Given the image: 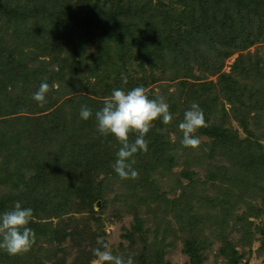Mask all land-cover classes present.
<instances>
[{"label":"trees","instance_id":"16d2710c","mask_svg":"<svg viewBox=\"0 0 264 264\" xmlns=\"http://www.w3.org/2000/svg\"><path fill=\"white\" fill-rule=\"evenodd\" d=\"M11 1L0 0V213L10 210L16 201L33 209L29 226L36 234V243L22 256H9L0 250V264H90L92 249L98 246L96 236L104 234L94 204L111 184L119 182L126 188L120 193L124 199L129 196L139 202L138 206L144 201L149 204L151 197L158 202L155 210L147 205L151 209L148 213H154V222H163L164 218L157 217L171 211L177 226L166 221L163 234L176 238L178 229L184 230L188 234L183 243L189 256L187 264H201L208 245L206 238L194 233L198 214L189 208L196 205L186 197H192L196 189L192 171H182L189 181L185 185L179 182V194L167 185V190L177 195L173 199L166 198L167 191H159L161 184L156 183L159 177L154 172L163 167L160 170L168 173L164 158L173 159L177 145L188 149L181 144L180 130L175 141L168 133L176 129L175 123L183 120L191 104L197 103L207 123L197 133L208 136L214 147L230 150L235 156L247 155L264 173L261 145L249 137L239 138L225 120H218L227 112L216 102L218 93L230 104L237 102L238 106L231 105L230 110L241 115L240 125L252 133L247 129L249 112L242 115L241 105L249 101L250 109L258 114L264 111V58L240 53L232 72L242 82L229 73L219 74L218 84L200 82L194 72L218 73L225 56L264 42V0H173L168 5L161 0L142 4L131 0L124 4L118 0H80L77 4L72 0H28L16 6H11ZM139 71L142 76H135ZM178 77L172 92L164 87L169 85L158 86L172 116L179 112L180 120L173 116L167 125L159 119L154 121L146 136L148 153L135 156L138 178L121 180L114 171L120 145L112 135L99 134L95 112L115 88L147 89L151 81ZM125 78L127 84L123 83ZM42 82L57 85L47 95L42 111H49L43 114L34 111L37 102L33 98H13L10 103L2 100L16 88L18 93L34 94ZM147 91L150 99L158 97ZM81 105L93 111L87 121L79 116ZM20 112L27 114L13 116ZM131 139L134 141L135 135ZM243 165L232 160L230 166L216 165L214 176L220 170L226 178H234L245 171ZM227 209L222 203L215 212L227 214ZM64 213L80 216L63 218ZM82 214L93 220L95 229L83 221ZM219 214L214 215L218 226L226 220ZM132 220L131 243L135 232H143L147 219L135 213ZM68 237L76 246L70 261L67 259L72 253L64 244ZM162 248L157 250L160 257ZM148 249L145 241L138 248L139 263L159 264L153 262ZM133 260L138 263L137 254ZM228 261L237 264L236 251Z\"/></svg>","mask_w":264,"mask_h":264},{"label":"rangeland","instance_id":"374dc122","mask_svg":"<svg viewBox=\"0 0 264 264\" xmlns=\"http://www.w3.org/2000/svg\"><path fill=\"white\" fill-rule=\"evenodd\" d=\"M21 1L25 3L28 2V0H12L11 6H16ZM79 1L80 0H72V3L77 4ZM108 1L109 3H112L113 0ZM118 1H120L121 4L129 2V0ZM131 1L133 4H142V2L147 0ZM155 1L156 0H152V3H155ZM161 1L166 5L170 4V1L173 2V0ZM109 3L107 6L110 5ZM174 5L176 4L173 3L172 6ZM90 45L93 44L90 43L89 46ZM240 53L243 55L258 54L264 58V42H255L246 49L234 51L225 56L223 58L221 70L218 73H202L199 72L198 69H195V74L200 76V79L196 81H212L213 83L218 84L219 74L229 73L233 78L235 77L242 82L243 80L240 76H238L237 73L232 72V65L235 63ZM44 57L48 59V55H45ZM145 67L147 68V65H145ZM135 68L136 67L134 66L133 69ZM156 73H158V71ZM142 74L143 72L139 71L138 73H135V76L141 77ZM119 75L121 77V75H123L122 72H120ZM178 79L179 77L176 79H164V81H151L148 84L147 89L152 90L154 95L160 97L162 91L158 85H169L164 87L167 91L172 92L176 89ZM188 80L193 81V79ZM106 97L103 99L105 100ZM13 98L30 100V98H33V92L27 91L25 93H18V88H16L15 92L14 89H11L10 93H7L2 97V100L6 103H10ZM216 102L218 108L223 105L227 112L218 116L219 113L216 111L218 116L217 119H220L221 121L225 120L224 124L230 125L235 129L239 138L249 137L252 140L258 141L261 145V150L264 152V111L258 114L255 110L250 109L252 104L249 101H245V103L241 105L244 111L242 115L249 112L247 117V129L252 131V134L247 132L240 125L239 118H241V115L233 114L230 110L231 105L238 106L237 102L235 104H230L221 93H218ZM34 104L38 105V103ZM37 105L34 106V111H36L37 115L49 111H42V107ZM20 114L27 113L20 112L13 114V116H18ZM179 114V112L173 113V116L177 118L176 120H180ZM5 115L6 114L4 113L1 117ZM182 121L183 120H180L175 123L174 127H176V129L172 128L174 130H169L168 135L172 141H175L176 134L180 130L178 125ZM196 135L199 136L201 140L198 149H184L183 147H180V145H177L179 147L172 153L173 159L164 158L166 161L164 164L170 168V170L168 169V173L164 174L160 170L163 167H160L156 171L157 173L154 172V176L159 177L156 183L161 184L159 191H167V194L165 195L166 198L173 199L177 196L176 193L179 194L181 191L179 182L182 185H185L189 181L188 178L182 176V171H192V176L196 181L194 186L196 189L193 192L192 197H186L190 198L192 203L196 205L189 207L194 213L198 214V219H195L194 233H198L197 236L199 237L206 238V243L208 245L204 248L203 253L205 258L201 264H230L228 256L232 255L235 251L238 257L237 264H264L263 168H257L255 163L253 161L251 162L252 158H249L247 155L241 154L235 156L230 150L214 147L215 144L211 143V139L208 136L198 133H196ZM230 160L244 164L245 171L242 169V174L237 175L234 178H230V176L227 175L226 178V174L222 173L220 170H216L214 176L215 166H230ZM256 175L257 177H255ZM119 183L120 184H111L110 190L104 194V197L94 204L96 214L102 219V230L104 231L103 235L99 234L96 238H104L106 241H109L114 254H123L125 257L132 256V258L137 254V261L140 258L138 248L143 245V242L145 241L146 245L149 247L148 251L152 255L154 263L157 262L162 264L163 262H169L170 264H187L189 256L183 250V243L188 234L181 229H178L176 238L175 236H167L163 234V228L166 221H170L171 225L177 226L173 213L171 211L167 212L165 215L161 213L162 215H159L157 218H164V221H160L159 224L158 222H154L156 220L153 218L154 213L152 212L149 214L148 210H151L150 208L154 209L158 207V202L151 197L147 200V203L149 204H146V201H144L143 205L138 206L137 203L139 202L137 200L131 199L129 196L127 199L120 196V193L126 192V188L120 187L119 185H121V182ZM167 185L175 187L176 193L168 191ZM139 192L144 195L146 194L142 189L139 190ZM222 203L228 208L227 214L223 212H215ZM147 205L150 208L147 207ZM159 211L161 210L159 209ZM135 213L140 214L145 220H147L143 224V232H135V239L131 243L129 235L130 232L132 233L131 223ZM217 214L220 216H226L225 222L220 226L214 223V215ZM69 216L79 217L80 215L74 213H64L62 215L63 218H68ZM82 216L84 217L83 221H85V223L89 222L91 229H95L96 225L93 220L89 219L86 214H82ZM239 219L241 221H239ZM64 244L67 245V250L72 253L67 259V261H70L75 255L76 246L72 244L69 237L65 240ZM223 245H225L226 248L222 247ZM160 247H163L162 257H160V252L157 251ZM93 259L94 257L90 260V264H92ZM43 264H50V262L46 261L43 262ZM134 264L141 263H139V261L138 263H135L134 261Z\"/></svg>","mask_w":264,"mask_h":264},{"label":"clouds","instance_id":"9594fccd","mask_svg":"<svg viewBox=\"0 0 264 264\" xmlns=\"http://www.w3.org/2000/svg\"><path fill=\"white\" fill-rule=\"evenodd\" d=\"M123 83L127 84L126 78ZM56 87L47 82L40 84L38 91L33 94L38 106L44 107L48 93ZM79 116L87 121L93 117V111L88 106L81 105ZM94 117L99 134L112 135L120 145L116 152L114 171L121 180L138 178V171L134 168L135 156L138 153H148L149 140L146 136L154 121L159 119L167 125L173 120L165 99H150L147 89L143 86L128 91L123 88L113 89ZM178 127L182 132L181 144L185 148L198 149L201 140L196 133L199 129L207 127L203 109L197 103H192ZM132 135H135L134 141L131 139ZM32 220L33 209L22 207L20 201H16L10 210L0 213V250L9 256L29 253L36 243V234L29 226ZM97 245L92 249V264H134L132 256L114 254L111 243L104 238H98Z\"/></svg>","mask_w":264,"mask_h":264}]
</instances>
